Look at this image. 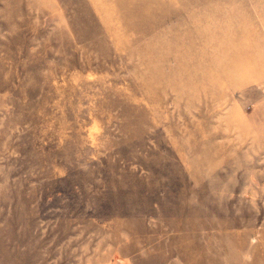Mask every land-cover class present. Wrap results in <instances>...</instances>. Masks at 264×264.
<instances>
[{"label":"rangeland","instance_id":"374dc122","mask_svg":"<svg viewBox=\"0 0 264 264\" xmlns=\"http://www.w3.org/2000/svg\"><path fill=\"white\" fill-rule=\"evenodd\" d=\"M0 264H264V0H0Z\"/></svg>","mask_w":264,"mask_h":264}]
</instances>
